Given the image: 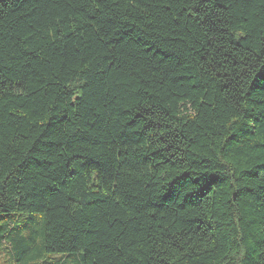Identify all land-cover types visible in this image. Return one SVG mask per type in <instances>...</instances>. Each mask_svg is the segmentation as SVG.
Instances as JSON below:
<instances>
[{"label":"trees","instance_id":"16d2710c","mask_svg":"<svg viewBox=\"0 0 264 264\" xmlns=\"http://www.w3.org/2000/svg\"><path fill=\"white\" fill-rule=\"evenodd\" d=\"M0 218L11 264H264V0H0Z\"/></svg>","mask_w":264,"mask_h":264},{"label":"rangeland","instance_id":"374dc122","mask_svg":"<svg viewBox=\"0 0 264 264\" xmlns=\"http://www.w3.org/2000/svg\"><path fill=\"white\" fill-rule=\"evenodd\" d=\"M40 217V214H27L24 217L18 219V221L21 220L22 223L28 224L29 230L24 231L25 233L29 234L30 232H34L36 234L37 250L41 249L43 239V223ZM5 223L6 219L0 218V233L5 232L3 230ZM12 234L17 235L19 234V231L14 229ZM12 253L13 251L10 248H7L5 244L0 243V264H11ZM59 261H63L66 264H83L78 254L72 255L70 257H68L66 254H47L40 264H54ZM34 264H38V262H34Z\"/></svg>","mask_w":264,"mask_h":264}]
</instances>
